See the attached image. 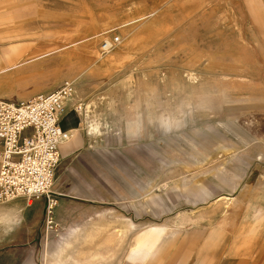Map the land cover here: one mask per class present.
Wrapping results in <instances>:
<instances>
[{
    "label": "rangeland",
    "instance_id": "374dc122",
    "mask_svg": "<svg viewBox=\"0 0 264 264\" xmlns=\"http://www.w3.org/2000/svg\"><path fill=\"white\" fill-rule=\"evenodd\" d=\"M32 6L51 20L44 26L50 35L56 22L67 23L69 33L57 31L69 37L74 58L85 56L89 67L103 62L107 80L124 69L119 56L130 55L142 86L153 92L151 133L146 143L133 144L142 154L146 145L148 172L129 176L135 200L97 205L90 221L72 225L78 233L70 239L59 227L46 231L43 219L40 263L98 264L101 254L105 264H123L143 229H165L175 242L197 230L211 234L223 253L254 251L264 238V205L253 200L264 191V30L257 1L0 0V45L17 37L16 9ZM111 30L121 45L103 55L100 42ZM65 239L64 256L51 259L47 254Z\"/></svg>",
    "mask_w": 264,
    "mask_h": 264
},
{
    "label": "crops",
    "instance_id": "0c3cea01",
    "mask_svg": "<svg viewBox=\"0 0 264 264\" xmlns=\"http://www.w3.org/2000/svg\"><path fill=\"white\" fill-rule=\"evenodd\" d=\"M256 1L264 27V0ZM30 8L16 9L13 20L17 21V37L0 45V98L17 102L55 92L66 80L74 82V94L66 102V113L60 122L71 137L59 146L61 160L53 188L59 202L55 224L70 239L78 233L71 229L72 225L90 221L97 205L120 201L128 204L135 200L137 188L130 183L129 176L148 172L146 145L142 154L133 144L146 143L147 130L151 133L153 92L152 87L142 86V75L134 64L137 61L130 55L119 56L124 69L106 80L103 62L86 66L85 56L74 58L68 50L69 37H59L57 29L68 30L67 23L56 22L57 33L50 35L51 30L44 26L52 24L51 20L39 17V8ZM28 19L32 22L20 24V20ZM263 27L258 30H264ZM120 43L121 39L115 48ZM148 60L144 57L140 62ZM187 77L193 79L192 74ZM114 78L119 81L113 82ZM161 102L160 109L164 110L162 99ZM78 105L83 106L82 112L76 110ZM1 152L0 140V164ZM138 159L144 163V169H137ZM131 164L135 165L133 171ZM121 176H125L124 182ZM114 177L119 181L115 182ZM253 200L264 205V191L256 192ZM44 210L43 198L33 202L24 198L0 202V264H41L39 242ZM129 229L135 230L131 231L130 225ZM162 231H156L154 240L153 229L135 233L132 239L136 248L123 264H264V238L254 251L233 256L223 253L221 246L218 248L211 241V234L196 230L177 236L175 242L170 241L173 236L165 237V229ZM69 239L47 255L51 259L53 255L64 256ZM143 239L145 243L139 244Z\"/></svg>",
    "mask_w": 264,
    "mask_h": 264
},
{
    "label": "built area",
    "instance_id": "2783aa9c",
    "mask_svg": "<svg viewBox=\"0 0 264 264\" xmlns=\"http://www.w3.org/2000/svg\"><path fill=\"white\" fill-rule=\"evenodd\" d=\"M103 35L100 50L104 55L115 48L120 37L113 35V30ZM74 91V82L66 80L52 93L17 102L0 98V202L17 198L33 202L43 198L48 232L57 229L54 213L58 196L53 188L61 160L59 146L71 137L60 122ZM76 110L82 112L83 106H76Z\"/></svg>",
    "mask_w": 264,
    "mask_h": 264
},
{
    "label": "bare ground",
    "instance_id": "6f19581e",
    "mask_svg": "<svg viewBox=\"0 0 264 264\" xmlns=\"http://www.w3.org/2000/svg\"><path fill=\"white\" fill-rule=\"evenodd\" d=\"M119 44V43H118ZM131 230H132V228H131ZM159 232V231H158ZM155 236H156V232L154 233V235H153V238H152V240H154L155 239ZM145 238V237H144ZM146 242L147 243H149V239H146ZM145 243V239H143V240H141L140 242H139V244H144ZM97 257V258H96ZM95 258H96V260L95 261H97L98 262V264H105V262H106V260H105V258L100 254V255H97ZM60 264V263H59ZM61 264H65V263H61Z\"/></svg>",
    "mask_w": 264,
    "mask_h": 264
}]
</instances>
